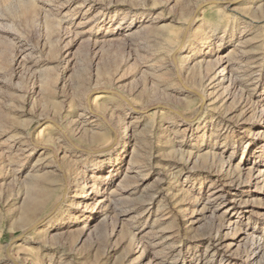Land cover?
<instances>
[{"label":"rangeland","instance_id":"obj_1","mask_svg":"<svg viewBox=\"0 0 264 264\" xmlns=\"http://www.w3.org/2000/svg\"><path fill=\"white\" fill-rule=\"evenodd\" d=\"M0 264H264V0H0Z\"/></svg>","mask_w":264,"mask_h":264},{"label":"bare ground","instance_id":"obj_2","mask_svg":"<svg viewBox=\"0 0 264 264\" xmlns=\"http://www.w3.org/2000/svg\"><path fill=\"white\" fill-rule=\"evenodd\" d=\"M203 97H204V95H203ZM140 111H141V110H140ZM140 111H139V112H140ZM141 112H143V111H141Z\"/></svg>","mask_w":264,"mask_h":264}]
</instances>
